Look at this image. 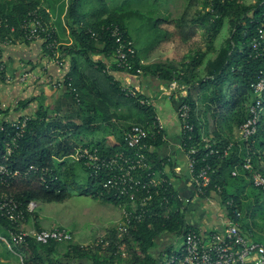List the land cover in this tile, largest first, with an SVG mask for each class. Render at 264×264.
I'll return each instance as SVG.
<instances>
[{"label": "trees", "instance_id": "obj_1", "mask_svg": "<svg viewBox=\"0 0 264 264\" xmlns=\"http://www.w3.org/2000/svg\"><path fill=\"white\" fill-rule=\"evenodd\" d=\"M86 1L89 3L93 1L94 5L97 3L100 5H98L94 20L85 23L82 27L73 16L74 12L70 11V17L76 26L77 42L80 43L79 47H73L75 51H71L73 52L72 62L75 64V69H78L79 60L84 59L90 65L98 66L100 71L106 73L107 69L104 63H93L92 56L101 55L107 58L112 55L113 42L105 31L106 26L110 23L119 24L128 37L126 18L129 14L111 11L105 5V0H72L70 9L74 5L80 4L81 6ZM246 1L219 0L214 3L213 11H210L209 0H188L183 15L173 22L177 29L183 31L184 27H188L190 12L200 4L201 11L196 18H192L189 22V33L193 39L196 32L192 27L195 25L203 27L206 30L210 45L209 51H211L214 49V43L223 30L226 20L229 21L230 37L219 50L215 51V59L207 63L205 76H201L199 69L207 54L200 51L193 53L181 67L173 64L141 66L137 56L134 64L136 69H142L143 75H158L162 81L169 84L177 82L185 87L187 96L184 101L192 108V120L195 124L194 143L199 144L201 160L210 152L205 148L207 144L211 149L221 152L230 144H234L231 154L227 157L212 156L206 159L212 165L214 173L206 195L201 197L213 193L218 195L229 219L240 224L243 234L264 244V196L252 186L249 172L242 169L244 159L249 156L252 159L254 170L264 175V109L257 133L248 144L242 142L238 136L241 126L250 116L249 107L254 100L250 88L251 83L260 77L264 78V57L250 58L251 41L264 23V0H255L252 5L247 4ZM59 2V0H0V20H7L12 25H18L29 11L40 7L43 19L48 22L45 6L52 7ZM92 32L96 33L97 39L92 37ZM7 34L5 29H0L2 38ZM75 69L66 81L68 91L63 98L64 107L61 106L57 110V112L63 113V117L51 122H46L44 116L33 119L24 137L16 147H13L8 164L12 170L26 171L29 167L34 166L38 169L53 170L59 176V179L54 182L48 180L46 183H40V174L32 175L27 179L13 183V186L18 183L22 184L25 187L24 190L13 192V186L3 189L5 192L13 194L24 205H28L31 201L48 204L62 203L70 197V189L95 199L113 203L116 206L129 202L127 199L113 198L103 193L98 186L103 179L93 180L88 176L86 183H82L78 180V175L75 174L74 164L70 165L67 161L56 164V161L73 155L79 148V144L67 137L70 130L74 127L78 132L89 123L88 118L73 127L71 124L72 120L81 117L87 111L89 95L93 94L88 87L85 88L86 85L82 83L81 77L78 78ZM106 79L110 82L109 88L113 98L132 104L139 111L138 113L143 115V119L135 124L146 126L156 119L152 105H141L140 101L144 99L141 94L138 93L136 97H127L118 84L111 85L113 79L110 76L106 75ZM71 80L73 81L71 82ZM78 99L80 102L77 101ZM120 105V103L116 104L117 108ZM107 108L111 112V105H108ZM113 116L111 112L110 116L102 115L101 120L102 122L110 121ZM5 126V131L0 130V161L6 154L13 136L10 127L7 124ZM202 138L206 140L205 143ZM161 140L160 136L149 137L145 144L160 145ZM83 146L97 147L104 156L116 155L119 152L132 153L125 142L119 148L117 146L112 149L107 148L104 144H85ZM146 153L150 163L155 164V170L162 169V164L152 159L154 155ZM77 164L84 167L80 162ZM235 168H238L240 172L238 177L232 175ZM166 197L169 203L164 201L163 191L156 196L153 213L144 222L135 226L130 236L126 238L128 256L123 257L117 253L118 247L115 244L117 231L112 228L108 231L109 235L106 238V242L109 243L107 247L103 248L100 245L91 249L67 244L66 257L88 259L94 264H154L148 253L154 247L157 237L164 233L182 235L185 231L190 230L185 227V211H182V204L172 187L168 188ZM229 201L234 203L233 208L227 206ZM237 213H240L241 216L237 217ZM8 229H10L9 221L0 216V230L4 236H8ZM58 245L62 244L39 245L32 243L18 249L24 255L26 264H42L44 261L41 250H55Z\"/></svg>", "mask_w": 264, "mask_h": 264}, {"label": "crops", "instance_id": "obj_2", "mask_svg": "<svg viewBox=\"0 0 264 264\" xmlns=\"http://www.w3.org/2000/svg\"><path fill=\"white\" fill-rule=\"evenodd\" d=\"M59 1L55 6H45L44 9L48 22H51L57 28L58 38L61 43L63 65H58L47 57L43 41L41 40L31 43L16 40L7 44L4 42V38L0 36V65L4 64L6 68L5 74L0 77V102L2 103L6 120L9 122L20 120L24 117L35 119L40 116H44L46 122H51L63 117V113L57 112V110L61 106L62 108L64 107L63 98L68 91L66 81L70 73L75 69V64L72 62L73 52L71 51H75L73 47H79L80 45L77 42L76 26L70 17V13L74 12L73 16L80 22V27H82L85 23L94 20L97 8L96 5L90 8V3L86 1L81 6L80 4L74 5L70 9L72 0ZM184 11L185 8L179 18ZM179 18H174L173 22ZM191 19L192 16L189 14L188 27H184L183 31L177 29L173 22L170 23L174 28V34L179 35V42L175 41L179 45L175 44V46L177 51L180 52L173 57H167L165 53H160L167 50V48L159 50L138 48L128 34L137 50V57L140 60L139 64L141 66L173 64L181 67L183 63L188 61L192 56V37L191 33H189V22ZM221 32L219 35H221ZM223 44L224 42L216 46L215 41L213 50L209 51L210 45L208 44L206 50L202 52L207 54L204 63L199 69L202 76L206 75L207 63L215 59V51L219 50ZM92 60L95 64L96 62L104 63L106 69L108 70L109 67V70L105 73L100 71L98 66L90 65L84 59L79 60L78 69H75L76 73H78V78H82V83L86 85L85 88L88 87L93 94L92 96L89 95L87 111L81 117L72 120L71 124L73 127L88 118L89 123L78 132L73 127L67 137L79 144V147L85 144H104L109 149L122 146L124 134L128 127L142 120L143 115L138 113L139 111L132 104L113 98L109 88L110 82L106 79V75L113 79L111 85L118 84L119 87L137 90L144 98L153 100L152 107L156 117L164 125V140H161L162 143L160 145L148 144L147 149L148 154L154 155L152 159L162 164V169L155 170V164H151L149 159L148 161L156 172V179L158 181L167 180L177 197H179L178 200L182 204V211H185V227L202 234L224 229L229 217L222 206L221 199L214 193L206 197L198 195L195 182L189 172L188 157L181 148L182 130L177 116V107L181 97L185 95V91L181 89L182 86L177 85V82L169 84L162 81L158 75L142 74L136 78L129 73L116 69L111 56L104 58L101 55H93ZM24 74H29L25 81L16 80ZM7 78L15 79L9 81ZM119 103L121 105L117 108L116 104ZM108 105H111V112L114 116L110 121L102 122V115L104 117L111 115L110 110L107 108ZM97 114L98 117L96 118ZM238 136L240 138V132ZM60 162L64 161L58 160L56 164ZM77 163L69 162L70 165H75L76 175L79 176L84 173L88 179L86 169ZM24 189L25 187L19 183L12 187L13 192H19ZM90 197L100 205H104L111 214L104 226L108 224L115 225L121 219L122 211L119 206L101 199H95L92 196ZM57 227L65 228L73 234L74 241L72 244L76 246L86 245L85 243H76L75 233L68 227L60 223L47 224L36 211L28 217L26 223L27 229L50 230ZM109 230L103 232L100 229L99 232L102 234L100 238L105 237ZM7 235L2 236L1 240L11 250L10 253H12L14 259L8 257L7 260H2V264H19L18 255L21 254V251L18 248L11 249L9 247V233ZM178 238L181 239V243H179ZM182 245V235L164 233L157 237L155 245L148 255L152 258L154 264H162L168 254L179 251ZM67 247V244H62L56 246L55 250H41L44 264H94L88 259L67 258Z\"/></svg>", "mask_w": 264, "mask_h": 264}, {"label": "built area", "instance_id": "obj_3", "mask_svg": "<svg viewBox=\"0 0 264 264\" xmlns=\"http://www.w3.org/2000/svg\"><path fill=\"white\" fill-rule=\"evenodd\" d=\"M216 1L219 0H209L210 11H213ZM0 29H5L8 33L4 37V42L7 44L16 40L30 43L37 40L43 41L47 57L54 63L63 65L57 28L51 22L43 19L40 7L29 11L18 25H12L7 20H0ZM105 31L113 42L111 57L114 67L136 78L141 76L142 69H136L134 64L137 50L133 41L126 36L125 31L117 23H110L106 26ZM92 37L97 39L96 33L92 32ZM250 49V58L264 57V23L251 41ZM5 71V65L1 64L0 77L5 74ZM28 77L29 74H24L16 80L23 82ZM14 79L7 78L9 81ZM120 88L127 97H136L138 94L135 89ZM250 88L254 95L253 103L249 107L250 116L240 128V139L246 144L256 135L264 109V78L260 77L251 83ZM181 89L185 91V95L181 97L177 107V116L182 130L181 148L188 157V168L195 182L197 193L199 196H205L214 173L212 165L206 159L212 156L227 157L231 154L234 144H230L223 152L213 150L207 144L205 148L210 152L201 160L199 144L194 143L195 124L192 120V108L184 101L187 96L185 87L182 86ZM77 101L80 102L79 99ZM140 103L143 106H151L153 100L144 98ZM32 120L31 117H24L16 121H7L0 102V130L5 131V124H7L13 132L7 152L0 161V216L10 223L8 233L11 249L29 246L32 243L39 245L72 244L74 241L73 234L65 228L27 229L28 215L36 211L38 202L31 201L28 205H24L13 194L3 191V189L11 188L14 182L27 179L32 175L40 174V183H46L48 180L54 182L59 179L53 170L31 166L26 171H19L12 170L8 165L13 147H16L24 137ZM156 136H160L164 140V125L158 117L146 126L133 124L125 132L124 142L132 151L131 154L119 152L116 155L104 156L97 147L81 146L73 155L62 160L68 163L71 161L82 163L90 178L93 180L103 179L98 184L103 193L113 198L129 201L119 206L122 216L114 226L117 231L115 239V244L118 247L117 253L123 257L129 255L126 238L130 236L135 226L144 222L153 213L156 196L163 191L164 201L169 203L166 196L171 185L167 180L158 181L156 179V172L149 163L146 153L148 145L145 144V141L149 137L155 138ZM202 141L206 142L204 138ZM242 169L249 172L252 186L264 196V175L254 170L252 159L249 156L244 159ZM239 174L238 168H235L232 175L238 177ZM177 198L179 199V197ZM233 204L232 201L227 202V206L230 208H233ZM236 215L237 217L241 216L240 213ZM108 235L107 233L105 237L99 238L94 243L80 247L91 249L100 245L103 248L107 247L109 245L106 242ZM182 239V248L168 254L162 264H264V244L243 234L240 224L234 220L229 219L224 229L214 230L208 234H202L193 229L187 230L182 234ZM18 257L19 264H26L22 253Z\"/></svg>", "mask_w": 264, "mask_h": 264}, {"label": "rangeland", "instance_id": "obj_4", "mask_svg": "<svg viewBox=\"0 0 264 264\" xmlns=\"http://www.w3.org/2000/svg\"><path fill=\"white\" fill-rule=\"evenodd\" d=\"M246 2L252 5L255 0ZM94 4L95 2L90 1L89 7L93 8ZM98 5L100 4L97 3L96 8L99 7ZM105 5L111 11L130 15L126 18V30L138 48L145 50L167 48L164 52H160L165 53L167 57L176 56L180 52L175 46V41L179 42V35L174 34V28L170 23L174 18H179L184 8L187 7L188 0H105ZM201 9L200 4L196 5L190 12L192 18H196ZM192 28L196 35L192 39L191 55L195 52H203L208 45L206 30L199 25ZM230 32L231 26L226 20L221 35L216 39V46L225 42L230 37ZM78 180L86 183V174L81 173ZM69 193V199L62 203L38 202L36 213L47 224L60 223L68 227L75 233V240L78 244H92L102 236L100 229L104 232L115 226L113 224L104 226L111 216L104 205L95 202L90 196L80 194L77 190L70 189ZM2 236L4 234L0 230V264L8 257L14 259L10 253L11 250L2 242ZM178 241L181 243V239L178 238Z\"/></svg>", "mask_w": 264, "mask_h": 264}]
</instances>
